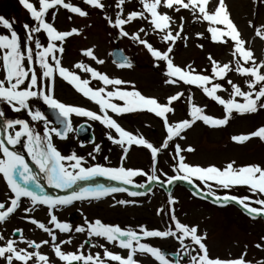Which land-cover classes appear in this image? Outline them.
Returning a JSON list of instances; mask_svg holds the SVG:
<instances>
[{"label": "snow or ice", "instance_id": "snow-or-ice-1", "mask_svg": "<svg viewBox=\"0 0 264 264\" xmlns=\"http://www.w3.org/2000/svg\"><path fill=\"white\" fill-rule=\"evenodd\" d=\"M83 2L95 9L103 10L105 8V4L101 0H83ZM19 3L27 10L35 23L32 25L25 23L23 25L26 35L22 41L14 30V21L0 16V26L7 29L9 33L0 34V68L3 70V78L0 79V103L14 112L26 110L32 121H43L45 126L43 133L40 134L23 119L5 118V112L0 109V118H3V139H0V178L6 183L10 193L8 197L10 204L6 205V203L0 202V222L5 221L10 214H13L20 207L21 198H26L31 207H25L23 209L25 213L33 211L37 206H46L49 217L47 224L33 217H27V219L37 229L46 233L50 240L36 242L26 239L22 235L21 229H14L15 233H21L19 236L20 242L33 250L28 251L26 248L18 247L17 241L9 238L0 245V259L3 260L4 264H17V262L18 264H29V262L31 264H51L48 255L39 251L42 245H49L55 257L62 264H108L109 261L116 262V264H140V261L135 258L137 253L140 256L150 255L159 264H179V260L167 259L161 249L153 247L149 243L141 242L142 238L167 237H173L179 242L183 255L190 257L189 264H253L252 261L245 259L246 253H241L239 257L231 259L211 257L206 244L203 242L206 234H200L198 227L195 225L189 226L181 223L174 214L171 216V220L175 225L174 229L169 228L163 231L147 230L143 225L139 226V231L133 230L131 227L122 229L118 225L103 223L100 219L89 221L85 218L84 224L75 226L74 231L76 233H86L88 239L85 243H88L90 247L98 246L102 248V256L100 253L85 255L80 250L84 247L83 243L77 247L75 252H66L62 250L61 245L71 243V236L68 240L61 239L57 242V234L53 229H57L60 233H71L73 226L59 220L54 213L59 208L72 205L74 201L99 200L111 193L125 191V189L101 184L78 187L68 195H49L40 184L39 175L29 167L25 157L6 146H15L21 142L22 137L26 138L24 148L28 156L39 169V173L43 174L47 185L55 189H73V186L77 185L79 181H88L97 176H103L127 185L132 183L133 177L146 175V173L142 169L125 168L123 166L104 167L100 164H93L85 167L84 157L77 155L75 151L68 155L61 154L52 143V134L60 139H66L67 133L73 130L72 115L98 121L109 130L107 133L108 139L114 145H118L124 154H127L129 146L132 145L143 146L150 151L152 174L148 175L147 178L149 181H153L157 179L155 171L158 153L162 149H166L173 138L180 137L183 139L181 133L190 128L196 121H202L205 125L211 127H220L227 124L233 112L242 115L264 109V59L257 63L252 50L245 47V40L241 38L236 25L230 19L224 0H217L212 11L208 9L210 0H139L141 10H132L127 13L124 10L126 0H115V8L117 9L115 19L105 16L108 24L119 30L121 37H130V39L147 49L153 58L165 63V75L168 77L165 80L166 84L183 82L185 85L195 86L205 96L223 106V118H214L205 114L203 108L192 103L191 95H189L188 116L190 118L174 123L169 122L167 114L174 112L171 105L183 95L182 92L177 91L166 98V103H160L156 98L144 96L137 90L122 89L121 85L128 83L127 81L109 77L106 73L100 72L83 62H77L73 65L76 71H71L62 66L56 53H63L64 49L57 42L62 44L67 37L79 34V32L77 28H72L69 31L58 30L53 23L48 22L46 14L50 9L58 10L62 7L70 13L84 17L88 15L85 10L71 2H65V0H38V7L30 0H19ZM161 8L171 9L175 12L186 9L193 14L195 20L208 22L207 32L213 42L227 43L230 39L233 42L231 54L235 61V67L230 66L231 62L221 63L213 59L210 54L208 56L211 64L210 75L198 73L190 65L181 68L174 64L169 54L173 51L176 40L181 38L184 18H179V24L176 30L173 31L171 26L177 22L167 12L160 11ZM51 15L54 19L56 11H53ZM137 19L148 21L150 30L157 33L167 45L166 50L161 51L153 47L147 39L141 38V34L148 35L144 28H139L131 34L124 29L125 25ZM249 25L251 26V22H249ZM40 32L46 35V46L42 45L41 41L33 35ZM196 35L200 37L203 33H197ZM255 35L264 40V24L255 29ZM182 38L187 40L186 36ZM33 44L35 51L31 46ZM198 47H202V45H198ZM82 54L95 61L96 64L104 63L94 54L92 48L82 50ZM119 66L131 67V64L125 61ZM230 71L246 78L247 91L242 90L231 79H227V74ZM80 72L88 74V76L82 78L78 74ZM57 75L71 85L77 93L98 105V111L65 104L56 99L54 97V83ZM91 80L98 81L102 86L91 87ZM220 80H226L231 89L228 99H224L217 94L220 91H227L221 83L214 82ZM108 86H111L110 90ZM236 97L242 98V102L235 99ZM33 100L42 101L43 104L56 111L57 123L61 127H49V121L44 114L39 109L33 110ZM114 100L122 103H115ZM143 110L154 113L155 116L163 120L167 136L159 147L154 146L143 136L126 131L116 119L109 115V111L119 116ZM16 126H19L18 129ZM113 131L116 135L111 134ZM252 137L264 141V126H260L248 134L233 135L231 140L236 143H244ZM185 150L193 151L191 147L182 149L180 145H175V157L178 158V163L173 170L178 175L169 177L170 182L180 179L191 183L194 177L205 183L212 181L217 187L225 190L233 186H247L252 193L264 194V167L258 164L235 167L234 161L227 163L223 168L214 165L208 167L193 166L184 162L185 158L181 155V152ZM93 151L99 152L100 145H95ZM89 155L92 156L91 153ZM92 159H95V157L92 156ZM120 159H125V155H122ZM139 187L143 188L144 185L141 184ZM209 194L213 195L211 186L209 187ZM130 195L135 196L140 195V193L132 192ZM216 199L235 202L253 219L257 216L264 217V199L254 201L259 207L251 206L249 196L238 197L226 193L223 197L217 196ZM117 203L125 204L129 202L120 200ZM168 203L171 205L174 200L169 197ZM93 237L101 238L109 244H115L118 248L126 250V256L110 251L104 244H92L91 238ZM186 239L191 243L185 244ZM0 240H4V237L0 236ZM261 240L264 241V237H261ZM193 246L197 247L194 248ZM255 247L262 248V245L258 243ZM193 251H195V255L191 254ZM256 264H264V260L257 261Z\"/></svg>", "mask_w": 264, "mask_h": 264}, {"label": "rangeland", "instance_id": "rangeland-1", "mask_svg": "<svg viewBox=\"0 0 264 264\" xmlns=\"http://www.w3.org/2000/svg\"><path fill=\"white\" fill-rule=\"evenodd\" d=\"M224 2L227 4L228 13L230 12L238 22L236 25L237 28H239L241 38L245 40V47L252 50L256 61L264 59V40L255 35V29L264 24V2H262V0H224ZM254 2L256 3L254 4ZM72 3L75 4L76 2L72 0ZM102 3L105 4L103 10L97 9L98 11H94L95 8H91L89 14L84 17H80L79 15L70 12H68L67 15L59 10L58 13L62 17V22L59 20L56 23L59 28L69 29L70 27H74L81 30V33L76 34L67 42V44H64V47L66 48L64 53L59 55L56 54L61 60V63L69 70L76 71V69L73 68L75 63L83 62L86 64L84 57H82L83 54H80L81 51L79 52V49L88 47L92 48L94 54L104 61L103 64L94 66L95 68H99V71L106 73L109 77L132 81V83L127 84V86H121V88L134 87V83L137 82V84H139L138 87L141 88L145 95H155L159 97L160 100H164L167 95L178 91V88L180 89L179 85L165 83V80L168 78L167 76L162 75V73H166L165 63L162 65L158 60L155 62L147 49L130 39V37H121L119 35V30L108 24L105 15L107 13V17H110L113 20L115 19L114 14L108 12L111 9V5L115 3V0H102ZM216 3L217 0H212L208 7L210 11L214 10ZM125 4L134 7V0H129L128 3ZM75 5H77V3ZM160 11L173 14L171 9L161 8ZM0 12V16H4L10 21H14L16 25L22 29H24L23 25L25 23L29 25L35 23L31 17L24 12V8L20 5L19 0H0ZM113 12L115 11L113 10ZM69 17H71V19H69ZM185 20L186 21L183 25L186 27L185 30L191 32L189 34L190 39L187 40L186 47L184 46L185 48L178 49L176 52L175 50L172 51L173 54L170 57L173 61L181 64L182 62L195 60L201 66L204 62H201L203 59L208 60L204 54L207 51L209 54L212 53V56H214L213 59L218 58V61L221 60V63L224 60L226 61L225 63H227L231 57L229 49L226 48L222 50L219 48L218 42H214L217 47L214 45H208L207 40H209V36L207 30L205 31V34L201 36L202 47H198L196 39L194 40L193 38L197 33L201 32V28L204 27V25L201 23L200 25H197V22H200V20H195L190 11ZM133 22L135 23H130L124 26V29L130 34L136 32L139 28H148L149 25L147 20L137 19ZM249 22H251V26L249 25ZM18 27H14V30L23 41L26 34L21 33V31L17 29ZM171 27H173V25ZM2 28L3 27L0 26V34H9L7 29ZM147 30L148 29L145 31L147 32ZM141 38L146 39V36L141 34ZM153 40L155 44L149 39V42H152V45H157L156 42L161 44V40L157 41V37ZM42 45L45 46V44ZM115 45L124 49L125 53L130 55L133 60V67H130L127 72H122V70L127 69H121L110 62V49L115 47ZM31 46L35 51L34 44ZM166 48V44L159 47L161 50H165ZM91 63L93 64V62ZM150 64L154 65L152 66ZM164 65L165 68H161ZM154 66H156L157 69ZM186 66L188 65L185 64L181 66V68H185ZM190 66L194 67V63L191 62ZM36 67L38 68V66ZM79 75H81L82 78L88 76V74H81V72ZM0 78H3L2 68H0ZM227 79H231L233 83L238 84L242 90H248L245 83L246 78L239 74H234V71H230L227 74ZM57 82L61 83L60 81ZM220 82L227 91H220L219 94L223 98H229L231 89L227 84V81L221 80ZM97 83L99 82L97 81ZM188 87L192 88V86L189 85ZM108 89L110 90L111 86H108ZM55 91H57V95L61 100L72 103H80L81 101L74 92L66 91L60 86L57 87ZM191 95L192 101L194 100L193 103L203 108L205 114H211L223 118V109L220 107H213L210 102H203L202 96L198 95V93L193 92ZM236 99L242 100L240 97H236ZM116 101L118 100H114L113 102L116 103ZM83 104H89V102L85 101ZM42 106V101H32L33 110L39 109L42 111ZM0 109H3L5 112V118L23 119L28 122L30 127H33L36 132L40 134L43 133L45 126L44 122L32 121L26 110H21L20 112L9 111L10 108L2 103H0ZM17 113H22V115L19 116ZM109 115L116 119L126 131L131 132L134 135L143 136L154 146L162 144L165 139L164 135L167 134V132L162 129L163 120L161 118H155L152 115L149 117L147 114H142V112H132L117 116L110 111ZM180 116L179 107L176 110L174 109V112L167 114L168 120L181 119ZM2 121L3 118H0V122ZM228 122L230 123L224 125L219 131H216L217 129H213L214 131H212L203 126L202 121H197L192 129L185 133L182 141H176L180 147H184L187 144L193 147V151L181 153L185 158L184 161L201 167L214 165L218 168H223L227 163L232 161L235 162V167H238L241 163H245L244 165L258 164L261 167H264V141H261L257 137L250 138L251 140H248L249 142L246 141V143H236L231 140V137L235 132L250 133L260 126H264V109H258L255 113L233 115L229 118ZM81 123H88V126L94 134L93 140L81 141L79 136H77L75 130ZM71 124L73 130L69 132L66 139H60L58 137L54 138L55 140L53 144L61 154L68 155L72 151H75L77 155L84 157L86 161L84 164L85 167L93 164H100L104 167L123 166L125 168L142 169L146 175H137L133 177V179L136 184L145 185L144 183H146V180L148 179L147 175L152 172V162L149 151L129 146V151L127 154H124L118 145H114L108 139L107 133L109 130L98 121L74 115ZM48 126L51 127L50 123ZM16 127L18 129L19 126ZM111 134L116 135L114 131ZM97 144L100 145V151L94 152L93 149ZM12 149L23 155L25 161L29 165L27 151L24 146L20 147L18 143L17 145L12 146ZM89 153H91L95 159H92V156H90ZM122 155H125V159L123 160L120 159ZM105 157H107V159H105ZM176 163L175 150H172L170 147L169 150H164L159 156H157L155 172L160 175L162 180H164L166 177L177 173L173 170ZM30 168L33 169L34 172V168ZM146 184L148 185V183ZM208 185L211 186L209 183ZM208 185L206 184L205 186ZM3 188L4 185H2L0 181V202L5 201L6 197ZM124 189L125 191L113 194L107 198L102 197L100 200H89L88 202L77 206L59 208L55 213L59 217V220L71 224L73 228L77 225H83L86 218L89 221L100 219L103 223L111 225L117 223L122 229L131 227L133 230L141 225L152 228L160 227L165 230L169 228L174 229L175 225L171 220V216L174 214L181 223L189 226L195 225L198 227V232L200 234H206V238L203 242L206 244L208 253L211 257L231 259L239 257L241 253H246L245 259L252 261L253 264H256L257 261L264 260V241L261 240V237H264V225L259 221H253V223L248 221L235 207L219 209L210 204L194 202L188 199L189 195L180 187L171 189V192L169 190V192L166 193L167 196L163 191L158 190L155 187L151 188L150 191H145L143 196L130 195L133 191L126 188ZM230 190L239 197L249 196L251 201L260 199L261 196L259 193H252L249 191L247 186H233ZM168 195L174 200V203L171 205L168 203ZM262 199H264V196ZM120 200L128 201L129 203H117V201ZM27 217H33L46 223L48 217L47 210L45 211L42 208L36 207L33 211L23 215L19 213L10 220L11 222L9 223L12 224L10 226L17 224L18 226H22ZM23 227H20L19 229L22 230ZM26 229H28V225ZM80 235L86 236V234L82 233H80ZM38 238H40V235L36 233L32 240H37ZM57 238L59 239L61 237ZM47 240H50L49 236ZM91 240L92 244H105L104 241L101 243L96 240V237L91 238ZM85 241L86 239H80L78 242L80 245L83 243L84 247H86L89 252L100 249L98 246L90 247ZM153 241L156 242H153L152 246L161 249L165 254L168 252L166 255L169 259H180V263L189 264L190 257L183 255V250L175 238L169 237L167 240L162 241L153 239ZM189 243L191 242L186 239L185 244ZM258 243L262 245V248L255 247ZM174 245L177 250H179L177 253L175 252L176 248H173ZM48 247L50 248L49 245ZM193 247L196 248L197 246ZM191 254L195 255V251Z\"/></svg>", "mask_w": 264, "mask_h": 264}]
</instances>
